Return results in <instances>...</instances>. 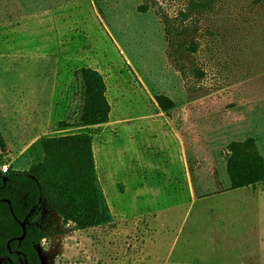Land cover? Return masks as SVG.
Here are the masks:
<instances>
[{"label":"rangeland","instance_id":"1","mask_svg":"<svg viewBox=\"0 0 264 264\" xmlns=\"http://www.w3.org/2000/svg\"><path fill=\"white\" fill-rule=\"evenodd\" d=\"M188 1L0 0V167L86 131L111 215L79 230L43 201L27 220L45 232L42 264H264V184L229 189L225 167L231 141L252 137L264 157V0L183 20ZM190 40L194 52L177 44ZM82 66L103 74L109 120L63 128L78 122Z\"/></svg>","mask_w":264,"mask_h":264},{"label":"trees","instance_id":"2","mask_svg":"<svg viewBox=\"0 0 264 264\" xmlns=\"http://www.w3.org/2000/svg\"><path fill=\"white\" fill-rule=\"evenodd\" d=\"M213 0H189L180 12L185 20L191 13L209 10ZM145 11L146 6L139 7ZM180 31H185L182 28ZM169 33L167 32V35ZM194 52L196 43H177ZM199 75H202L198 71ZM74 75L81 81L82 104L78 122L62 123L63 128L99 125L108 122L111 105L106 96L103 74L95 68L82 66ZM158 107L167 111L174 102L164 94L154 96ZM3 141L0 136V147ZM43 153L39 163L27 169H0V258L1 264H42L36 246L46 237L43 229L28 223L32 211L44 201L62 223L83 230L111 220L109 207L98 184L92 138L86 131L39 138L33 146ZM225 167L229 189L264 184V157L255 141L247 137L226 146ZM23 234L22 238H19Z\"/></svg>","mask_w":264,"mask_h":264},{"label":"built area","instance_id":"3","mask_svg":"<svg viewBox=\"0 0 264 264\" xmlns=\"http://www.w3.org/2000/svg\"><path fill=\"white\" fill-rule=\"evenodd\" d=\"M0 169L2 172H6L9 169V167L7 165H2Z\"/></svg>","mask_w":264,"mask_h":264},{"label":"water","instance_id":"4","mask_svg":"<svg viewBox=\"0 0 264 264\" xmlns=\"http://www.w3.org/2000/svg\"><path fill=\"white\" fill-rule=\"evenodd\" d=\"M22 237H23V234H22L19 238H22ZM3 259H7V257H6V256L1 257V258H0V264L2 263V260H3Z\"/></svg>","mask_w":264,"mask_h":264},{"label":"crops","instance_id":"5","mask_svg":"<svg viewBox=\"0 0 264 264\" xmlns=\"http://www.w3.org/2000/svg\"><path fill=\"white\" fill-rule=\"evenodd\" d=\"M104 124V123H103ZM99 125H101V124H99ZM95 126V125H94Z\"/></svg>","mask_w":264,"mask_h":264}]
</instances>
